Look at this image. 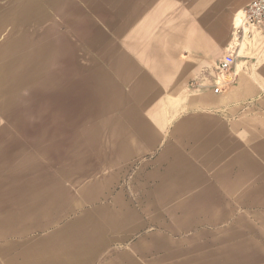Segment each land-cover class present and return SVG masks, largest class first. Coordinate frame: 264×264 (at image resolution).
Wrapping results in <instances>:
<instances>
[{"label":"crops","instance_id":"0c3cea01","mask_svg":"<svg viewBox=\"0 0 264 264\" xmlns=\"http://www.w3.org/2000/svg\"><path fill=\"white\" fill-rule=\"evenodd\" d=\"M124 1L90 6L53 87L0 88V264L264 257V28L215 93L247 0Z\"/></svg>","mask_w":264,"mask_h":264},{"label":"rangeland","instance_id":"374dc122","mask_svg":"<svg viewBox=\"0 0 264 264\" xmlns=\"http://www.w3.org/2000/svg\"><path fill=\"white\" fill-rule=\"evenodd\" d=\"M126 2L124 0H0L1 90L16 88L15 98L23 99L31 92L34 94L41 92L44 84L53 87L57 82L55 79L58 71H71V64H67L66 61H71V56L75 55L74 43L78 38L74 31L79 25H85L88 21V15L92 11L90 6L96 9L97 14H103L106 4L110 3L106 8L111 9L112 14L109 17L114 22V19L125 15L122 14L121 9H127ZM137 2L138 0H129V3H133L135 7ZM184 5L185 0H162L161 6L167 11L165 10L163 15L162 9L161 18L166 21L170 17H176L177 21H182L186 18ZM242 7L243 5L232 15L231 30L225 45L230 40L234 18ZM79 11L81 16L76 14ZM97 17L99 20L102 19V23L103 20L105 21L104 16ZM213 18L210 16L209 20ZM109 22L111 20H108ZM169 31L171 32V29ZM180 31V29L177 31L178 40L184 35ZM15 75L17 76L12 78ZM233 259L237 262L241 261L240 264H264V257L257 255L226 257L225 264H230Z\"/></svg>","mask_w":264,"mask_h":264},{"label":"built area","instance_id":"2783aa9c","mask_svg":"<svg viewBox=\"0 0 264 264\" xmlns=\"http://www.w3.org/2000/svg\"><path fill=\"white\" fill-rule=\"evenodd\" d=\"M261 28H264V0H250L237 12L230 40L214 66L218 80L214 88L215 93L228 84L227 75L231 71L241 44Z\"/></svg>","mask_w":264,"mask_h":264}]
</instances>
